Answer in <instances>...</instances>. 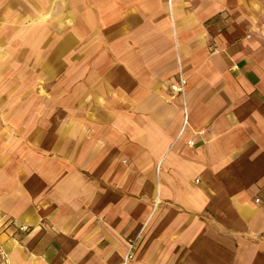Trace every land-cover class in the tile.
Instances as JSON below:
<instances>
[{
  "label": "crops",
  "instance_id": "crops-1",
  "mask_svg": "<svg viewBox=\"0 0 264 264\" xmlns=\"http://www.w3.org/2000/svg\"><path fill=\"white\" fill-rule=\"evenodd\" d=\"M137 236L130 264H264V0H0V264Z\"/></svg>",
  "mask_w": 264,
  "mask_h": 264
},
{
  "label": "built area",
  "instance_id": "built-area-1",
  "mask_svg": "<svg viewBox=\"0 0 264 264\" xmlns=\"http://www.w3.org/2000/svg\"><path fill=\"white\" fill-rule=\"evenodd\" d=\"M180 86L179 87H175V90H178V92L182 93L183 92V86H184V81L183 79H180L179 81ZM139 237L137 236V238L135 239V241H129L128 243V249H127V253L123 259V261L120 264H130V261L133 258V253L135 251V247H136V241ZM0 257L1 259H5L6 255L4 254V252L1 250V245H0Z\"/></svg>",
  "mask_w": 264,
  "mask_h": 264
},
{
  "label": "rangeland",
  "instance_id": "rangeland-1",
  "mask_svg": "<svg viewBox=\"0 0 264 264\" xmlns=\"http://www.w3.org/2000/svg\"><path fill=\"white\" fill-rule=\"evenodd\" d=\"M47 18H48V17H47V15H46V13H43V14L41 13V14H40V20H41V21L47 20ZM57 36H59V34H57Z\"/></svg>",
  "mask_w": 264,
  "mask_h": 264
}]
</instances>
